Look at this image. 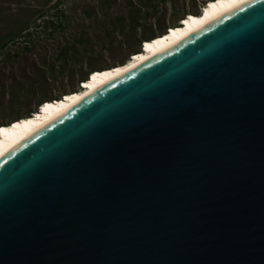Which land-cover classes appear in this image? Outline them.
I'll use <instances>...</instances> for the list:
<instances>
[{"label": "water", "instance_id": "water-1", "mask_svg": "<svg viewBox=\"0 0 264 264\" xmlns=\"http://www.w3.org/2000/svg\"><path fill=\"white\" fill-rule=\"evenodd\" d=\"M0 264H264V0L5 149Z\"/></svg>", "mask_w": 264, "mask_h": 264}, {"label": "trees", "instance_id": "trees-1", "mask_svg": "<svg viewBox=\"0 0 264 264\" xmlns=\"http://www.w3.org/2000/svg\"><path fill=\"white\" fill-rule=\"evenodd\" d=\"M35 1L37 0H15L12 3L17 6H25L26 2L29 3L28 5H31V3ZM52 1L53 0H43V6H47ZM115 1L116 0H56L47 10L35 11L30 14L32 17L35 16L32 26L26 25L25 18L22 19L18 17V15L9 14L4 11L3 7H0V25H8V27L0 28V92L5 90V72L13 74L16 68L20 69L18 80L13 82L12 101L4 108V112L9 106H20L23 108L19 114L10 118L8 123H2L0 121V126L14 124V122L22 118L32 116L37 112L38 107H41L43 103L48 101L50 96L31 103L34 90L42 86L44 83L42 80L46 78L47 74L53 75L56 81L59 80L58 78L61 75H75L76 73L74 74V71L71 72L68 69V65L71 63L75 66L81 65L78 61H80L83 56L82 51L90 50L89 52L94 54L95 50L93 47L96 41L93 40H96V38L93 34L89 35L87 29H78V36L76 38L71 37L72 33L70 32L73 26L77 27L76 23L102 20L104 26L102 36L105 40V52L111 53L115 51L113 47L116 41L113 39L118 36L122 37L123 43L131 44L136 39H139L142 34L152 33L149 30H141L140 21L143 19H152L155 17L154 14H150L148 17L141 15L137 13L130 3H123L120 5L122 6L121 13H111L108 9L117 7ZM74 3L81 7L79 13L77 12L79 7L74 8L70 6ZM189 15L191 16V14ZM192 15L199 16L197 13H192ZM184 21L185 20H183V23ZM181 26H174L171 28L174 29ZM166 33L168 34L169 32L164 30L158 36L145 38L143 42L139 40V45L136 46V48H130L131 53H135L132 57L141 52L140 46H143L142 43H151L156 37H164L163 35ZM51 47L54 48L51 49ZM24 48L36 50L31 53V55L36 53L37 58L28 60L24 56H21L24 52V50L22 51L21 49ZM41 49L42 51H39ZM51 51H55V58L47 60L46 56L43 57V54H47ZM74 54L75 60L72 59V55ZM37 59L42 61L41 70L37 69L36 62L34 63L33 61ZM127 62H121L107 69L125 65ZM57 63H59L60 66L56 68L55 64ZM23 64L25 66L24 71L21 70ZM91 73H88V76L91 75ZM88 76L87 78L84 76L83 81H86ZM37 78L40 79L36 81ZM61 95L62 94L59 95V99L64 97ZM31 105H33V109L30 108ZM27 107L30 109L24 112V109Z\"/></svg>", "mask_w": 264, "mask_h": 264}, {"label": "rangeland", "instance_id": "rangeland-1", "mask_svg": "<svg viewBox=\"0 0 264 264\" xmlns=\"http://www.w3.org/2000/svg\"><path fill=\"white\" fill-rule=\"evenodd\" d=\"M13 1L15 0H0V7H3L4 11H6L9 14L18 15V17L22 19L25 18L24 20H26V25L28 26L33 25V19L35 18V16L33 17L30 16L31 13L35 11L47 10L50 6H52L56 2V0H53L47 6H43V0H37L35 2H32L31 5H28L29 3L26 2L25 6H17L16 4L12 3ZM194 1L196 2V4H194L193 6L190 5L189 7L191 8L192 11L199 14L200 7L204 8L205 5H208L218 0H212V1L194 0ZM187 2L188 0H175V5L173 6L172 11L175 10L178 12H187L188 10V6L186 4ZM70 6L74 8L79 7L75 3L71 4ZM79 11H81V7H79V9L77 10L78 13ZM188 16L190 15L189 14L186 15L185 19L183 20H186ZM170 20L171 22H174L176 20V17L171 16ZM79 23H76L77 27L73 26L74 29L72 28L70 32L72 33L71 37L76 38L78 36V29H87L89 35L93 34L94 37L96 38V40H93V41H96L94 42L95 44L93 43L94 44L93 49L95 50L94 54L90 53L89 52L90 50L82 51L83 53L82 58L80 59V61L77 60L78 62H80L81 65L75 66L72 63L68 65V69L71 72L74 71V74L76 73L75 75H72V76L66 75V74L61 75L58 78L59 80L56 81L53 75L47 74L46 78H43L42 80L44 82L42 86L37 87V89L34 90L31 103L42 100L47 96H50L48 101L61 100L62 98L61 99L58 98L60 94H62L61 96H64L65 94L67 95L68 93L79 91L80 85H82L83 77L86 76L88 73H91L93 71L98 72V70H103V69L107 70V68L111 66H116L117 64H120L121 62H124V61L127 62L135 54V53H131V49L136 48V46L139 45V39H136L131 44H127V43H123L122 37L118 36L115 39H113L116 41L113 47V49L115 48L114 49L115 51L113 53L105 52V40L103 39V36H102L103 27H104L102 24V20H97V21H92V22H89V21L79 22ZM174 26H178V25H172L171 27H174ZM3 27H8V25H0L1 29ZM171 27H168L167 30L172 29ZM149 31L151 32L155 31L156 35L154 36H158L159 34H161L160 32L161 30L159 27L157 28L152 27L151 29H149ZM158 38L159 37H156V39ZM145 45H147V43ZM53 48L54 47H51V49ZM89 53L92 55H90ZM45 56L47 60H52V58H55V51H51V52H48L47 54H43V57ZM72 59L75 60V54L72 55ZM33 61L34 63L36 62V67H38L37 69L41 70L40 67L42 66V61L40 59L33 60ZM58 66H60L59 63L55 64L56 68ZM19 70H20L19 68H16L14 71L15 73L13 74L12 73L8 74L7 72H5L6 74L4 78L5 90H3V92H0V121L2 123H8L10 118H12L13 116H16L23 110V108L20 106H9L8 108H6L4 112V108L8 106V104L11 103L12 101V88L14 84L13 82L18 80L20 76ZM21 70L22 71L25 70L24 64L22 65ZM93 73L91 74L93 75ZM39 79L40 78H37L36 81ZM32 106L33 105H31L30 108L33 109ZM30 108L27 107L26 109H24V112L29 110Z\"/></svg>", "mask_w": 264, "mask_h": 264}, {"label": "bare ground", "instance_id": "bare-ground-1", "mask_svg": "<svg viewBox=\"0 0 264 264\" xmlns=\"http://www.w3.org/2000/svg\"><path fill=\"white\" fill-rule=\"evenodd\" d=\"M242 1L243 0H218L205 5L199 16H188L189 18L182 23L181 27L167 31L169 33H166V36L163 35L164 37H160L151 43H147V46L144 42L143 45L146 47L144 46L143 52L131 57L132 59L125 65L95 72L93 75L91 74L92 76L90 75L91 78L89 80L83 82L80 91L64 95V97L58 101H47L40 107V111L34 113L32 116L23 118L14 124L2 126L0 128V154L32 129L67 109L101 83L147 59L151 55Z\"/></svg>", "mask_w": 264, "mask_h": 264}, {"label": "flooded vegetation", "instance_id": "flooded-vegetation-1", "mask_svg": "<svg viewBox=\"0 0 264 264\" xmlns=\"http://www.w3.org/2000/svg\"><path fill=\"white\" fill-rule=\"evenodd\" d=\"M212 1V0H210ZM178 2V1H177ZM117 7L114 8H110L108 9L109 12H114V13H121L122 12V6H120L123 3H130L133 8L137 11V13L144 15V16H149L150 14H154L155 17H153L152 19H147V20H141L140 21V29L141 30H149L152 27L160 28V32L167 30L168 27H171L172 25H182L183 23V19L185 18L186 15L191 14V13H195L194 11L191 10V8L189 7L190 5H194L196 4V2L194 0H188V2L186 3L188 6V10L187 12H178L173 10L172 8L175 5V0H116L115 1ZM173 4V5H172ZM203 8L200 7L199 10H202ZM171 16L176 17V20L174 22H171ZM145 34V35H144ZM139 37L140 42H143V40L145 38H150L154 35H156V32H152V33H144ZM143 45V44H142ZM141 47L140 46V51H141ZM22 51L24 50V52L22 53L21 56H24L25 58H27L28 60L32 59V58H37L36 53L32 54L33 52H35L36 50L34 49H21ZM39 51H42L39 50ZM88 74L85 76L87 78Z\"/></svg>", "mask_w": 264, "mask_h": 264}, {"label": "clouds", "instance_id": "clouds-1", "mask_svg": "<svg viewBox=\"0 0 264 264\" xmlns=\"http://www.w3.org/2000/svg\"><path fill=\"white\" fill-rule=\"evenodd\" d=\"M82 85H83V83H82Z\"/></svg>", "mask_w": 264, "mask_h": 264}]
</instances>
